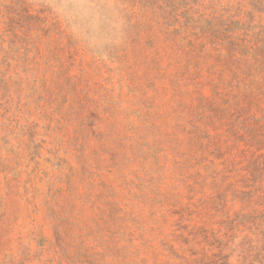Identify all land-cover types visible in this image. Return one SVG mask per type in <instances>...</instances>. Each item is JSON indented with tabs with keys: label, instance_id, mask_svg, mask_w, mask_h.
Instances as JSON below:
<instances>
[{
	"label": "rangeland",
	"instance_id": "obj_1",
	"mask_svg": "<svg viewBox=\"0 0 264 264\" xmlns=\"http://www.w3.org/2000/svg\"><path fill=\"white\" fill-rule=\"evenodd\" d=\"M264 0H0V264H264Z\"/></svg>",
	"mask_w": 264,
	"mask_h": 264
},
{
	"label": "trees",
	"instance_id": "obj_2",
	"mask_svg": "<svg viewBox=\"0 0 264 264\" xmlns=\"http://www.w3.org/2000/svg\"><path fill=\"white\" fill-rule=\"evenodd\" d=\"M263 5H264L263 3H260L257 5V7L260 8V7H263Z\"/></svg>",
	"mask_w": 264,
	"mask_h": 264
}]
</instances>
